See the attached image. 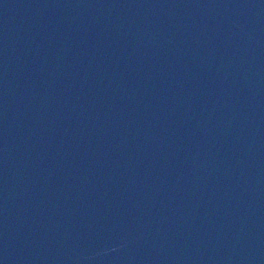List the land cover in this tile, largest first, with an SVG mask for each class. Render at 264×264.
Instances as JSON below:
<instances>
[{
	"label": "water",
	"instance_id": "95a60500",
	"mask_svg": "<svg viewBox=\"0 0 264 264\" xmlns=\"http://www.w3.org/2000/svg\"><path fill=\"white\" fill-rule=\"evenodd\" d=\"M0 264H264V0H0Z\"/></svg>",
	"mask_w": 264,
	"mask_h": 264
}]
</instances>
